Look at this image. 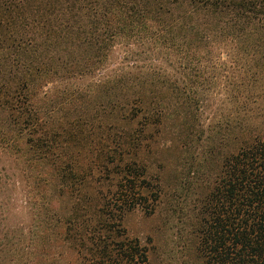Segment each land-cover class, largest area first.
Instances as JSON below:
<instances>
[{
  "label": "trees",
  "instance_id": "16d2710c",
  "mask_svg": "<svg viewBox=\"0 0 264 264\" xmlns=\"http://www.w3.org/2000/svg\"><path fill=\"white\" fill-rule=\"evenodd\" d=\"M211 87L226 113L200 124L190 106L204 108ZM58 104L75 118L54 117ZM87 114L112 120L108 146L96 151L101 167L69 149L94 129L82 130ZM170 123L175 146L201 142L202 163L218 167L197 255L264 264V0H0V156L20 165L24 197L46 227L25 264H39L41 240L58 236L76 256L63 264H151L119 214L147 203L152 185L135 154ZM108 163L114 190L63 220L61 202L47 198L71 185L90 197L93 170Z\"/></svg>",
  "mask_w": 264,
  "mask_h": 264
},
{
  "label": "rangeland",
  "instance_id": "374dc122",
  "mask_svg": "<svg viewBox=\"0 0 264 264\" xmlns=\"http://www.w3.org/2000/svg\"><path fill=\"white\" fill-rule=\"evenodd\" d=\"M215 88H210L208 93L211 96L205 102L204 108L198 110L195 106H190L192 119L199 120L200 124L212 119L220 120L226 113L228 104L217 101L215 98L217 88L216 90ZM55 107L63 108L54 117L65 116L67 120H72L76 116L71 111L72 107L68 105L58 104ZM90 107L95 109L94 104H89L85 113ZM88 115L83 118L82 130L86 133L90 126L94 129L80 136L83 139L78 146L69 147L70 150L83 152L80 161L86 166L92 160L91 157L97 163L99 158L96 156V151L108 146L105 139L110 132L105 126L109 129V123L112 122L109 116L102 117L101 121H93L95 115L93 111H91L93 115L91 120ZM171 127L163 134L146 136L150 140L149 148L145 149L143 145L141 151L136 152L135 157H139L136 158L138 162L147 167L146 177L150 181L149 185L152 186L144 192L147 195V203L143 208L138 207L119 214L120 228L128 238L137 239L143 247H146L151 264H207V261L201 259L196 251V248H199L197 221L201 218L204 199L210 192L211 182L218 167L202 163L200 158L202 143L199 141L195 148L189 151L175 146L176 130L175 127ZM177 145H179L178 141ZM84 153L87 155L84 156ZM97 164L101 167L99 163ZM115 165L108 163L102 172L93 170L96 185H90L88 188L90 197H84V194L79 196L80 193L73 190L75 187L71 185L66 191L59 189L51 192L52 197L47 199L61 202L62 219L66 220L82 212L81 209L85 206L83 201L87 198L90 201L98 197L106 198L104 196L111 193L109 189L114 190L109 181L111 180L112 184L116 183ZM29 185L30 182L22 178L20 165H16L7 157L0 156V264H25L31 254L28 251L29 246L34 244L36 236L46 229L37 220L34 204L29 202L28 197H24L26 191H29ZM97 189L100 193L98 196ZM85 211H88V207ZM63 239L64 236H58L50 242L47 238L41 240L44 248L43 245L39 246V250H43L44 256L39 264L76 262L73 251L66 255L67 245Z\"/></svg>",
  "mask_w": 264,
  "mask_h": 264
}]
</instances>
